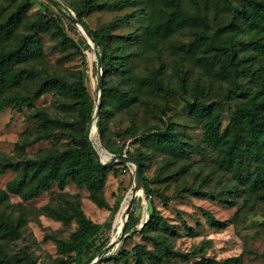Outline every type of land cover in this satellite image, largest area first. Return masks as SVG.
I'll return each mask as SVG.
<instances>
[{
	"label": "trees",
	"instance_id": "1",
	"mask_svg": "<svg viewBox=\"0 0 264 264\" xmlns=\"http://www.w3.org/2000/svg\"><path fill=\"white\" fill-rule=\"evenodd\" d=\"M30 1L0 0V112L6 107L27 105L31 108L26 118L34 121L35 131L31 138L20 144L21 149L55 137L65 138L68 142L52 145L19 160L0 154V175L7 170L14 172L5 186L0 187V240L22 236L24 214L10 202L11 194L28 201L56 185L59 191L40 210L64 224L75 219L77 227L68 237L54 239L58 256L52 264L77 263L81 256L89 254L82 263L88 264L96 256L91 253L93 238L101 225L85 215L80 195L66 192L65 186L73 183L85 188L91 201L106 208L103 188L112 165L102 164L95 158L88 139L94 111L82 72L78 71L70 78L50 72L41 53L38 35L51 27L49 30L57 47L66 50L67 46L74 45L76 49L78 46L64 31L61 16L49 12L29 16L26 12ZM132 1L80 0L71 3L76 19L88 29L99 49L103 76L96 125L101 141L104 145L108 142L105 139L106 118L111 112L110 106L114 105L129 117L124 136L133 137L142 128L152 129L151 136L158 146L171 148L178 155L176 157L189 155L188 141L174 124L164 122L159 125L157 122L159 114L165 115L163 109L169 96L175 94L185 102L188 113L196 118L202 130V143L215 154V171L231 174V181L223 183L219 190L214 185L207 188L194 185L186 190L199 198L224 202L231 193L241 191L246 200L264 201V40L255 44L261 54L258 60L253 55H240L233 42L222 43L217 39L216 32L210 29L208 16L209 10L226 13L231 26L256 27L264 36V0H152L149 8L153 6V9L147 10L146 23L122 35L112 33L111 29L119 22L129 24L145 9L126 12L96 29H91L83 19L91 10L106 6L120 8ZM185 31L191 33L192 40L171 45L172 77L176 79L173 85L170 77L164 76V41ZM224 57H227L226 71L233 84L225 88L221 99H206L211 83L201 73L192 77L195 72L193 60L203 58L218 64ZM47 92L53 94L49 107L34 106L33 101ZM226 102L232 106L228 122L223 126L221 117ZM135 158L141 161L143 168L145 158L140 154ZM167 166L164 164L162 168ZM155 176L160 180V175ZM148 184L149 179L143 177L146 196L151 199L154 191ZM155 195L165 202L172 198ZM54 199L61 202L54 204ZM132 215L130 211L128 217ZM203 215L212 227L226 225L208 210L203 209ZM141 227L145 231L156 230L151 238L154 247L134 246V264H148L146 261L158 264L162 257L178 255L169 246L166 233L170 225L159 217V211L151 208ZM126 229L125 225L124 233ZM103 247L96 246V254L101 253ZM118 253L125 256L124 251ZM240 260L241 255L223 260L202 258L198 264H240ZM22 263L32 264L28 259L21 260L0 249V264Z\"/></svg>",
	"mask_w": 264,
	"mask_h": 264
},
{
	"label": "rangeland",
	"instance_id": "2",
	"mask_svg": "<svg viewBox=\"0 0 264 264\" xmlns=\"http://www.w3.org/2000/svg\"><path fill=\"white\" fill-rule=\"evenodd\" d=\"M56 1L57 5H54L50 0H31L26 13L33 16L49 12L53 16H61V25L64 31L78 46V49L74 45L67 46L66 50L57 47L49 30L50 27L38 35L41 53L47 61L50 72L53 71L70 78L81 71L93 111L95 112L97 104L99 111L101 86L98 89V78L103 76L97 68L96 53H99V49L92 36L90 35L89 38L84 34L76 22L71 3L75 4L80 0ZM151 2L152 0H133L130 4L120 8L106 6L87 12L83 19L91 29H96L126 12L145 9V12L137 15L129 24L119 22L111 29V32L116 35L127 34L146 23L147 10L151 8H149ZM208 16L210 29L216 32L220 42H233L240 55H253L255 60L261 57L255 44L262 42L264 36L256 27H248L246 24L231 26L226 13H217L214 10H209ZM170 37L164 41V76L165 78L170 77L174 85L176 79L172 77L171 45L187 43L192 40V35L185 31ZM226 66L227 57L222 58L218 64H211L203 58L193 60L195 72H192V77L194 78L196 73H201L208 82L210 80L211 87L206 94V99H221L225 88L232 86V79L226 71ZM52 97V92H47L34 100L33 104L38 107H49ZM111 104L112 102H109V105ZM231 106L230 103H225L221 117L223 126L228 122ZM110 107L111 112L106 118L105 139L108 140L107 144L104 145L101 141L96 121L94 123L91 119L87 132L102 161L105 160L104 157L117 156L116 161L108 163L112 165V168L107 174L103 188V195L108 207H99L91 201L87 190L83 187H78L73 183H68L65 186L66 192L80 195L81 208L85 215L101 225L100 231L93 238L94 248L91 253H95L96 256L92 260L99 258L108 243L113 240L115 235L114 226H112L113 219L121 201L128 191L133 189L135 166L124 160L123 155L135 157L136 154H140L145 158L141 174L149 179L148 185L154 191L153 198L149 199L146 196L147 192L144 189L142 177L143 194L134 196L133 204L129 210V212H133L132 217H128V212L121 231L116 235V244L96 264H134L132 258L134 246L154 247L151 238L155 235L156 230L145 231L141 227V222L146 221L151 208L159 211V217L169 223L170 227L166 233L169 235V246L178 254L174 257H162L161 262H157L158 264H198L202 258L223 260L236 255H241L240 264H264L262 256L264 255V201L246 200L241 191L231 193L227 197V202H224L219 199L199 198L186 190L194 185L205 188L214 185L219 190L223 183L231 181V174L229 171H215L213 166L215 154H212L202 143V130L196 118L188 113L185 102L177 95L171 94L163 109L165 115L159 114L160 119L157 120L159 125L164 122L166 124L173 123L175 129L188 141L189 155L183 157H176L178 155L169 147L158 146L151 136L152 129L142 128L133 137L124 136V130L129 126V117L126 113L118 111L114 105ZM30 110L29 106L23 105L21 107H6L0 112V154H6L19 160L25 156H34L52 145L68 142L65 138L55 137L52 140L40 141L21 149L20 144L27 138H31L35 131L34 121L26 118V114ZM137 121L141 123V118H138ZM93 124L96 130L91 135ZM164 164L168 165L165 169L162 168ZM155 175H160V180ZM13 176L14 172L10 170L1 174L0 187H4ZM205 177H207L206 181H204ZM58 191V187L53 185L49 191H44L28 201H22L17 195L9 196L10 202L22 210L25 223L20 238L0 240L2 251L9 255H15L21 260L28 259L32 264L53 263V260L58 256L54 239L68 237L77 227L75 219L64 224L42 214L41 207L50 202L53 199V194ZM155 193L172 198L166 202L161 201ZM53 202L57 204L61 201L54 199ZM203 209L208 210L216 219L224 221L226 225L221 228L210 226L203 215ZM18 213L19 210L16 211V214ZM125 225L127 229L124 233ZM120 236H122L121 239L117 238ZM99 245L104 247L101 253L96 254L95 247ZM120 250L124 251V257L119 255ZM88 256L89 254L83 255L79 262L71 264H82ZM107 257L108 259H106ZM146 263L156 264L155 261H146Z\"/></svg>",
	"mask_w": 264,
	"mask_h": 264
},
{
	"label": "water",
	"instance_id": "3",
	"mask_svg": "<svg viewBox=\"0 0 264 264\" xmlns=\"http://www.w3.org/2000/svg\"><path fill=\"white\" fill-rule=\"evenodd\" d=\"M54 5H57L58 2L56 0H50ZM76 22L77 24L79 25V28L84 32V34H86L89 38H90V33L88 31V29L82 24L80 23L77 19H76ZM96 61H97V68H98V71L101 73V62H100V59H99V53H96ZM100 86H101V76L98 78V89H100ZM97 113H98V104L96 105V108H95V112H94V115L92 117V121L95 123L96 119H97ZM88 139L90 141V145H91V148H92V151H93V154L95 156V158L102 164H108V163H112L113 161H116L117 160V156H114V157H111V158H108V157H104V161H102L100 159V154L98 153V151L96 150L95 146L93 145V143L91 142L90 140V137L88 136ZM124 156V160H126L127 162L133 164L135 166V174H134V184H133V191L135 193V191L142 187V174H141V167H142V163L141 161L137 160L135 157H132V156H126V155H123ZM133 201H134V196L130 199L129 201V206H128V209H127V214L133 204ZM120 239L122 238V236L119 237ZM116 244V241L113 239L111 240L108 245L106 246L105 250H104V253L99 257V258H95L94 260H92L89 264H96L97 261L99 259H101L106 253H109L111 248Z\"/></svg>",
	"mask_w": 264,
	"mask_h": 264
},
{
	"label": "bare ground",
	"instance_id": "4",
	"mask_svg": "<svg viewBox=\"0 0 264 264\" xmlns=\"http://www.w3.org/2000/svg\"><path fill=\"white\" fill-rule=\"evenodd\" d=\"M96 130L95 125L93 124L91 127V131L90 134L92 135ZM97 132V131H96ZM94 136V135H93ZM96 138V137H95ZM91 139V138H90ZM94 141V139H93ZM95 143V142H94ZM97 143V142H96ZM99 144V143H98ZM104 152V151H102ZM143 194V189L142 187L138 188L135 193L133 191V189L129 190L128 193L125 195V197L123 198V200L121 201L120 207L113 219V225L114 226V230H115V235L113 236V239H116V235L119 234V232L121 231V228L126 220V216L127 214V209L129 206V201L133 196H139ZM124 231V230H123ZM119 238V237H117Z\"/></svg>",
	"mask_w": 264,
	"mask_h": 264
}]
</instances>
